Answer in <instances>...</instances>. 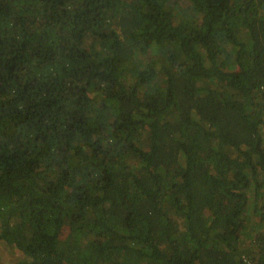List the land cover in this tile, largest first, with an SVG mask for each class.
<instances>
[{"label":"trees","instance_id":"16d2710c","mask_svg":"<svg viewBox=\"0 0 264 264\" xmlns=\"http://www.w3.org/2000/svg\"><path fill=\"white\" fill-rule=\"evenodd\" d=\"M263 220L264 0H0L16 264H264Z\"/></svg>","mask_w":264,"mask_h":264},{"label":"rangeland","instance_id":"374dc122","mask_svg":"<svg viewBox=\"0 0 264 264\" xmlns=\"http://www.w3.org/2000/svg\"><path fill=\"white\" fill-rule=\"evenodd\" d=\"M174 13H175V19H178V20L185 19L189 15L194 14L191 11V9H189V4L187 2H180V4L175 7ZM240 40L245 41L246 37L243 34H241ZM158 51H160V49ZM246 213H247V220L248 221L245 222L244 230L249 231V230H252V227H254L253 226L254 224L251 222V217H252L253 212L251 209H249V210H247ZM262 225H264V220H263V223L261 224V226ZM262 232H264V228L262 229ZM244 234H245V232L243 231L241 233L242 240H244V242L247 244L249 239L247 237H245ZM249 236H251V235H249ZM27 258H28L27 256H25V255L23 256L22 254H20L15 247L9 246L5 243H1V245H0V264H16L18 261L24 262L25 260H27Z\"/></svg>","mask_w":264,"mask_h":264}]
</instances>
